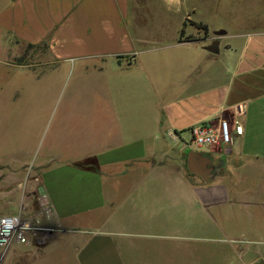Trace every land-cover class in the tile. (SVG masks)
<instances>
[{
  "label": "crops",
  "instance_id": "crops-1",
  "mask_svg": "<svg viewBox=\"0 0 264 264\" xmlns=\"http://www.w3.org/2000/svg\"><path fill=\"white\" fill-rule=\"evenodd\" d=\"M0 55L91 120L0 158V214L48 230L3 264H264V0H0ZM221 120L230 147L188 144Z\"/></svg>",
  "mask_w": 264,
  "mask_h": 264
},
{
  "label": "rangeland",
  "instance_id": "rangeland-1",
  "mask_svg": "<svg viewBox=\"0 0 264 264\" xmlns=\"http://www.w3.org/2000/svg\"><path fill=\"white\" fill-rule=\"evenodd\" d=\"M245 1L247 10L252 11L255 0ZM43 58V51L29 49L18 57L11 55L7 62L33 65ZM3 59L4 55H0V158L31 165L38 162L46 149L52 146L58 131V147H62L63 142L65 145L72 143L61 131H88L84 125L91 120L83 119L88 110L83 105L77 107L67 103L72 94L61 81L54 82L52 87L44 81L33 83V73L22 77L8 73L9 68L3 65ZM26 187L24 183L21 189L10 186L9 190L21 194ZM15 202L19 212L14 215L22 221L38 222L41 229L47 230L38 218L24 215V204L21 205L18 200ZM33 238L42 239V235Z\"/></svg>",
  "mask_w": 264,
  "mask_h": 264
},
{
  "label": "built area",
  "instance_id": "built-area-1",
  "mask_svg": "<svg viewBox=\"0 0 264 264\" xmlns=\"http://www.w3.org/2000/svg\"><path fill=\"white\" fill-rule=\"evenodd\" d=\"M192 138L188 142L194 148L230 147L234 135L243 134V125L236 121L231 125L221 120L217 125L197 126L191 131ZM176 138L175 134H172ZM30 221H22L17 215L0 214V264L4 263L8 251L14 244L26 245L29 240L38 235H47L48 231L41 229Z\"/></svg>",
  "mask_w": 264,
  "mask_h": 264
},
{
  "label": "trees",
  "instance_id": "trees-1",
  "mask_svg": "<svg viewBox=\"0 0 264 264\" xmlns=\"http://www.w3.org/2000/svg\"><path fill=\"white\" fill-rule=\"evenodd\" d=\"M182 35H183V33L181 34V40H182Z\"/></svg>",
  "mask_w": 264,
  "mask_h": 264
}]
</instances>
